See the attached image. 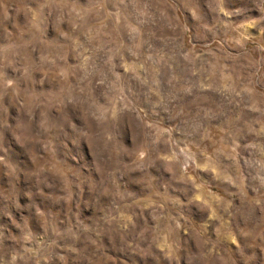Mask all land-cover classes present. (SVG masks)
Listing matches in <instances>:
<instances>
[{
	"label": "rangeland",
	"instance_id": "obj_1",
	"mask_svg": "<svg viewBox=\"0 0 264 264\" xmlns=\"http://www.w3.org/2000/svg\"><path fill=\"white\" fill-rule=\"evenodd\" d=\"M4 5L10 18L3 20L0 9V54L10 57L12 46L23 43L31 62L37 40L48 48L63 46L57 31L45 32L43 26L35 39H21L32 23L30 10L37 7L32 0H4ZM76 7L89 14L88 30L78 37L79 51L59 66L65 77L50 80L43 90L21 83L23 99L5 94L0 105V125L8 129L0 130V155L8 161L0 166V264H169L163 244L149 245L152 230L169 216L193 229L180 233L179 264H200L195 254L203 242L216 244L226 264H264L260 209L250 206L264 201V186L254 179L264 152V0H224L232 13L221 14L225 24L258 22L242 33L217 23L211 0H105L103 6L78 0ZM61 27L68 30L66 23ZM5 76L17 73L8 67ZM85 85L83 99L92 110L122 97L135 109L130 121L138 115L152 125L161 155L177 154L173 171L154 159L145 162L143 172L132 171L130 159L104 164L87 143L77 155L55 130L46 151L26 145L42 116L49 124L61 111L64 120L82 118L83 109L74 107L70 96L80 100ZM25 101L35 113L31 123L22 120ZM127 129L129 141H135L131 122ZM252 144L256 147H248ZM37 157L66 174L67 186L38 175ZM185 162L182 177L179 166ZM225 176L243 183L237 188ZM117 188L126 195H117ZM193 195L207 203L222 196L234 204L231 213H220V238L219 222H209L207 212L188 203ZM229 231L239 248L223 239ZM245 231L254 235L245 237Z\"/></svg>",
	"mask_w": 264,
	"mask_h": 264
},
{
	"label": "clouds",
	"instance_id": "obj_2",
	"mask_svg": "<svg viewBox=\"0 0 264 264\" xmlns=\"http://www.w3.org/2000/svg\"><path fill=\"white\" fill-rule=\"evenodd\" d=\"M37 5L35 9L30 10L33 13L32 23L26 33H21V39L27 35L29 39H35L38 35L41 26L45 32L49 29H55L64 41L63 46L60 48H48L43 46L40 41H36L32 51L36 53L35 58L28 62L25 57V49L23 43L12 46V54L10 57H5L0 54V105L3 104L5 94L12 100L19 101L23 99L21 91V83H25L30 88H39L43 90L49 81L60 82L66 73L63 70H58L60 65H66L68 56L74 52L79 51L80 45L78 37L83 35L88 30V15L83 11L77 10L78 0H32ZM97 4L103 6L105 0H96ZM214 5L213 11L217 13V23L224 24L226 29H233L242 33L249 27H254L258 22H251L249 24H240L233 26L230 23L225 24L223 17H231L232 13L228 12L224 7V0H211ZM0 9H3V20H9L7 9L4 5V0H0ZM239 14V13H237ZM193 17L199 21L196 12L193 11ZM117 22L118 19H117ZM68 25V30L65 31L61 25ZM35 29V32H33ZM11 36V33H7ZM240 43L239 40L236 41ZM8 67L13 68L17 73L16 77L6 78L5 72ZM31 73V75H30ZM87 85L79 89L81 99L77 100L70 96V103L74 107L83 109L82 118L63 119V111H61L60 118L55 124H49L44 117H41L38 128L34 129L37 133L31 139H26V145H33L39 151L47 150L46 139L55 130L57 138L66 140L73 145L79 154V149L85 143L91 145L95 151L98 159L104 164L114 163L116 160H131L132 171L143 172L145 162L149 159L163 160L167 166L168 171H173L177 164V154L173 153L171 156H162L158 147L160 138L158 133L153 129L152 125L146 124L137 115L129 120V116L135 111L130 107L128 102H125L122 97H115L110 100L108 106H101L98 110H92L91 106L87 105L83 99L86 92ZM43 98V97H42ZM61 109L65 107L63 103L59 105ZM39 108V105L37 106ZM27 116H24V113ZM27 119L31 123L35 119V113L32 107L25 101V108L22 112V120ZM81 119L83 122H81ZM131 122L137 130V137L135 141H129L127 124ZM0 130L7 131L6 125H0ZM167 131V130H165ZM18 137L23 136L24 127L22 123H18L16 127ZM260 132L264 133V126L260 128ZM127 142V143H126ZM131 145V147L128 146ZM43 145V147H41ZM248 147H256L255 144L248 145ZM0 151H3L0 147ZM182 152L185 150H181ZM69 158L74 159L72 150L69 149ZM107 158V159H105ZM37 165V174L42 177H47L53 180L61 179L67 186L68 177L66 174L54 172L50 166L51 162L44 157H37L35 161ZM258 170L254 179H259L262 186H264V152L261 153V159L257 162ZM8 161L5 155H0V166L7 167ZM182 177H186L187 165L186 162L180 166ZM113 169V174L115 173ZM75 175V174H73ZM219 176V174H218ZM224 179L228 180L231 184L239 188L243 181L242 178L237 177L233 179L231 176H225ZM44 182L43 180L41 181ZM103 194H108L106 191ZM117 195H126L120 193L117 188ZM193 205L198 212H207L209 222H219L216 227L217 237L222 236L221 228L223 227V216L221 212L228 211L235 208L231 200H225L222 196H216L213 203H207L202 196L193 195L188 201ZM252 208H259L260 215L257 217V226L262 230L261 235H264V201L253 200L250 202ZM238 211V209H237ZM210 225H205L208 227ZM188 227L187 221L181 225L175 218L166 217L161 223L152 230L150 246L164 247L161 251L166 253V259L169 264H179V253L181 250L180 233ZM189 234L193 229L188 227ZM243 236L254 235L251 231L241 233ZM223 239L231 241L236 244L237 248L240 247L236 236L228 232ZM198 251L195 258L200 264H226L224 257L220 254L218 246L209 242L198 244ZM264 252V249H262Z\"/></svg>",
	"mask_w": 264,
	"mask_h": 264
}]
</instances>
